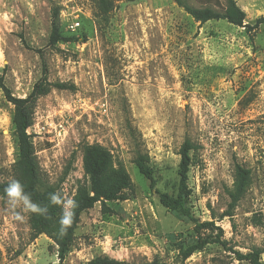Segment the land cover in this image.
<instances>
[{
	"label": "rangeland",
	"instance_id": "obj_1",
	"mask_svg": "<svg viewBox=\"0 0 264 264\" xmlns=\"http://www.w3.org/2000/svg\"><path fill=\"white\" fill-rule=\"evenodd\" d=\"M184 1L219 11L226 4ZM235 1L251 29L223 20L201 24L174 0L117 2L109 16L100 14L97 0H0V77L13 95L26 97L44 79L73 86L39 98L27 129L44 181L71 198L88 181L86 144L110 150L131 179L107 202L109 212L98 203L82 215L62 264L98 256L255 264L237 252L264 250V23L255 26L264 0ZM52 6L81 17L72 33L60 18L65 39L55 48ZM13 113L0 87V182L14 179L18 160ZM186 140L194 145L187 207L212 227L198 228L159 200L177 196ZM137 151L150 157L153 188L133 163ZM236 164L251 170L252 183L233 217L219 220ZM201 240L205 247L183 262L182 252ZM0 264H59L57 246L45 235L32 240L29 212L13 209L7 197H0Z\"/></svg>",
	"mask_w": 264,
	"mask_h": 264
},
{
	"label": "trees",
	"instance_id": "obj_2",
	"mask_svg": "<svg viewBox=\"0 0 264 264\" xmlns=\"http://www.w3.org/2000/svg\"><path fill=\"white\" fill-rule=\"evenodd\" d=\"M136 2L139 0H97L98 10L101 15L109 16L116 7L117 2ZM181 8H183L195 21L205 24L210 21H226L236 27L251 29L246 25V14L237 5L235 0H226L224 8L219 11L210 7L195 8L189 6L184 0H174ZM61 8L52 6L51 8V32L49 36V46L56 47L65 38L62 32L64 25L60 17ZM264 23V18H260L256 22V27ZM66 27V25H64ZM63 26V27H64ZM72 33V32H69ZM0 87L3 90L8 102L14 106L13 126L18 142V160L14 164V179L18 180L24 188L32 202L40 207H46L47 213L44 215L29 212V226L32 240L37 239L41 235L47 236L57 246V255L59 264H62L74 245L76 230L80 223L82 215L93 209L98 203L101 204L104 212H109L106 207L108 201L117 200L121 193L130 188L131 179L124 167L117 163L110 150L100 144L84 145L83 166L88 181L78 186L73 199L77 202L78 207L74 209V219L71 227L67 229L65 234L60 233L59 220L62 215V206L53 205L50 202V194L58 192L55 186L47 184L42 175L41 168L37 161L33 143L27 133L28 127L32 123L34 108L39 98L47 95L52 89L69 90L73 86L67 83H49L44 79L37 82L30 93L19 98L13 95L11 89L5 84L3 77H0ZM130 136L135 137V131L131 127ZM194 149V145L186 140L179 151V188L176 197L167 194H160L159 200L162 206L176 214L178 217L196 222L198 228L212 227L213 222H198L191 214L187 207L188 198V179L189 171L192 163L190 152ZM133 163L137 167L139 173L150 183L151 188L155 186V178L153 169L150 166V157L147 153L137 151L136 158ZM10 181L0 182V197L6 198L5 188ZM252 183V172L243 165L236 164L234 167L233 183L227 188V209L220 215L219 220L224 218H232L235 209L245 197ZM62 196V195H61ZM207 242L205 240L198 241L190 245L182 252V261L185 262L195 252L201 251ZM264 250H255L254 252L241 255L237 252L241 260H252L255 264H261V256ZM87 264H168L159 260L150 262L136 263L120 261L109 256H98L93 258Z\"/></svg>",
	"mask_w": 264,
	"mask_h": 264
},
{
	"label": "clouds",
	"instance_id": "obj_3",
	"mask_svg": "<svg viewBox=\"0 0 264 264\" xmlns=\"http://www.w3.org/2000/svg\"><path fill=\"white\" fill-rule=\"evenodd\" d=\"M5 193L8 202L13 209L18 206L23 207L25 212H32L44 215L48 209L40 207L38 204L32 202L30 196L24 192L23 185L18 180H11L5 188ZM50 202L53 205L62 206V215L59 220L60 233L65 234L67 229L71 227L74 219V209L78 207L77 202L73 198H62L60 192L50 194Z\"/></svg>",
	"mask_w": 264,
	"mask_h": 264
},
{
	"label": "built area",
	"instance_id": "obj_4",
	"mask_svg": "<svg viewBox=\"0 0 264 264\" xmlns=\"http://www.w3.org/2000/svg\"><path fill=\"white\" fill-rule=\"evenodd\" d=\"M79 13H82V12L79 10ZM69 15L70 14L65 15L64 14V10H61V16L60 17L61 18H64L66 20V22H65L66 29L69 30V31H71V32H75L81 26V20H80L81 17L79 15L73 17L74 14L71 15V16H69ZM74 195H75V193L72 195L71 198H73Z\"/></svg>",
	"mask_w": 264,
	"mask_h": 264
}]
</instances>
